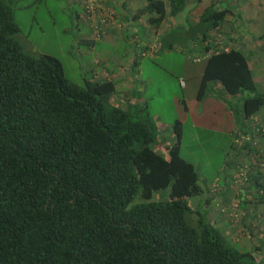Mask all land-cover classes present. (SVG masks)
<instances>
[{"label":"trees","instance_id":"1","mask_svg":"<svg viewBox=\"0 0 264 264\" xmlns=\"http://www.w3.org/2000/svg\"><path fill=\"white\" fill-rule=\"evenodd\" d=\"M186 4L146 0L141 11H152L148 20L159 26ZM227 12L208 4L184 33L206 40ZM17 29L12 6L0 0V264H262L253 249L231 244L202 205L192 208L189 198L202 186L180 153V119L174 142L159 150L145 104L112 103L110 78L69 81L58 57L25 51ZM204 50L197 96L218 81L241 93L240 123L250 119L264 90L244 50L211 42ZM251 124L244 133L256 127L262 137L264 127ZM261 151L243 161L247 172L236 187L248 186L264 207ZM166 187V196L152 199Z\"/></svg>","mask_w":264,"mask_h":264},{"label":"rangeland","instance_id":"2","mask_svg":"<svg viewBox=\"0 0 264 264\" xmlns=\"http://www.w3.org/2000/svg\"><path fill=\"white\" fill-rule=\"evenodd\" d=\"M7 2L18 25L15 37L25 51L55 55L62 63L65 77L81 86L86 80L112 79L116 87V92L109 97L112 103L122 107L128 102L145 104L159 131L161 142L156 145L159 150H164L161 143L174 142L173 122L176 118L182 121L180 153L194 163L202 186L200 193L189 198L193 209H200L198 200L203 194L213 193L222 184V177L238 160L239 153L241 157L246 156L241 158L240 168L243 161H253L260 150L264 152V133L259 137L256 129H251L252 136L236 134L235 125L241 130L247 123L263 126L256 116L245 119L243 125L240 123V100L229 98L214 81L209 82L202 97L197 96L204 57L190 47L192 42L184 33V21L179 23V16L185 15L187 7L172 19V23L176 19L178 23H173V30L165 34L163 22L159 27L148 20L152 11L145 10L134 16L137 1L133 0H126L124 7L119 4L121 0H107L113 9L108 13L111 25L100 21L105 20L106 14V11L100 12V0ZM111 13L115 16L111 17ZM154 27H157L156 35ZM254 73L260 75L255 70ZM130 87L133 94H124ZM262 87L258 84L259 89ZM247 92L242 90V94ZM259 110L263 111L264 105ZM242 170L246 171L245 167ZM168 191L169 187L156 191L152 199L164 197ZM135 201L138 196L132 202ZM261 215L264 216V207ZM196 216L193 211L188 219L194 221ZM251 240L244 236L240 241L230 242L241 250H252V245L261 244L264 264V240ZM259 255L256 252L257 259Z\"/></svg>","mask_w":264,"mask_h":264},{"label":"crops","instance_id":"3","mask_svg":"<svg viewBox=\"0 0 264 264\" xmlns=\"http://www.w3.org/2000/svg\"><path fill=\"white\" fill-rule=\"evenodd\" d=\"M133 1H137L135 2L137 9L134 11V16H137L142 12L141 9L146 0ZM99 3L100 12L102 11L104 13L106 11L105 20L101 19L100 21L106 22L104 25H111L112 23H110V15H108V13L113 10L112 7L107 5V0H100ZM119 4L124 7L126 0H121ZM208 4L226 7L228 8V12L222 24L211 30L206 40L199 39L195 42L188 37L190 40L189 42H192L190 43V47L192 49L196 48L200 54L202 53L203 57L206 55L204 46L210 42L215 43L217 47L229 48L237 46L242 48L248 57L253 73L254 70L259 72L260 75L254 73V76L257 79V83L263 86L261 90H264V0H187L186 13L184 16H179V23L184 21V30L190 24L197 21L202 8ZM178 15L179 13L176 16H166L164 18L162 22L164 23L163 31L165 34H167L169 30H173V23H178V21H176L177 19L172 23V19H175ZM114 16L115 14L111 13V17ZM121 24H123L122 21ZM242 24H244V26ZM154 28L156 35L157 27ZM214 83L225 92L229 98H235L241 101L242 95L240 93L229 94L222 88L218 81H214ZM129 89H127L124 94H133L131 87ZM127 104H129V102ZM259 111L260 110L250 118L256 116L261 120L264 126V110ZM235 129L237 135H250L244 133V129H249L248 124H246V126L243 125V130L237 125H235ZM240 154L242 153H239L238 160L231 164L222 177V184L218 188H214L213 193L208 191L203 194L202 192L201 194H203V197L200 198L198 202L199 205H202V208L207 211L208 219L217 225L230 241H240L244 236H247L250 240L252 238L264 240V216L261 215L263 203L253 195L255 194L254 191L250 192L248 186L244 187L243 185L240 187L241 189H235L238 181H235L238 177V165H241L240 160L244 158L241 157ZM220 205L228 207L226 213L220 210ZM252 241L253 240H251V243ZM252 247L255 255L256 252H259V259L263 260L261 255V244L257 243L252 245Z\"/></svg>","mask_w":264,"mask_h":264},{"label":"built area","instance_id":"4","mask_svg":"<svg viewBox=\"0 0 264 264\" xmlns=\"http://www.w3.org/2000/svg\"><path fill=\"white\" fill-rule=\"evenodd\" d=\"M254 129H256V127H255ZM242 168H243V167H240V168H239V171H238V177L236 178L235 181H237V180L240 179V178L242 179V178L245 177V171L242 170ZM241 179H240V180H241ZM227 209H228V207H225V206L220 205V210H221L222 212H226Z\"/></svg>","mask_w":264,"mask_h":264}]
</instances>
